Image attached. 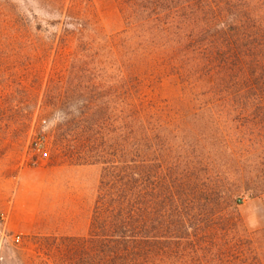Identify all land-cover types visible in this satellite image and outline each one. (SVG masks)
I'll return each mask as SVG.
<instances>
[{
    "label": "trees",
    "instance_id": "16d2710c",
    "mask_svg": "<svg viewBox=\"0 0 264 264\" xmlns=\"http://www.w3.org/2000/svg\"><path fill=\"white\" fill-rule=\"evenodd\" d=\"M117 1L120 32L99 36L92 17L78 32H89L80 43L89 67L73 54L63 76L48 75L38 102L16 84L32 99L29 121L56 117L66 161L100 170L87 235L37 240L52 264H264V231L248 230L233 207L238 196L264 195V151H231L223 130L191 123L189 111L166 110L147 92L170 79L177 104L235 106L239 135L264 133V0ZM9 7L0 17L22 39L36 16ZM63 32V43L74 35ZM25 39L21 49L33 50ZM181 114L183 126H171ZM203 142L222 149L202 150Z\"/></svg>",
    "mask_w": 264,
    "mask_h": 264
},
{
    "label": "rangeland",
    "instance_id": "374dc122",
    "mask_svg": "<svg viewBox=\"0 0 264 264\" xmlns=\"http://www.w3.org/2000/svg\"><path fill=\"white\" fill-rule=\"evenodd\" d=\"M5 1L8 6H0L5 12L14 6L21 14L28 18L33 14L36 19L24 29L26 35L18 39L13 34V26L0 17V215L4 217L0 223V264H52L37 239L87 235L100 170L66 161L55 145L56 117H42L37 112L29 121L25 106L32 99L16 94V84L37 94V102L40 101L48 75L63 76L73 54L77 53L80 60L83 57V63L89 67L92 59L89 47L80 45L83 38L89 44V32L85 36L78 33L89 29V18L95 22L99 36L120 32L123 21L117 0ZM53 21L59 23L52 27L49 23ZM35 24L49 33L36 32ZM64 29L74 35L63 43L58 37L65 34ZM51 34L55 39L49 41ZM26 37L35 47L33 50L21 49ZM147 92L166 110L189 111L193 116L189 117L191 123L223 130L231 151L239 154L264 151V133L247 131L242 136L235 131L243 124L234 115L235 106L215 102L177 104L178 88L170 79L149 85ZM171 119V126H183L187 118L181 114ZM41 136L46 157L36 147ZM219 143L211 146L203 142L199 148L220 152ZM233 207L248 230L264 231V195L238 196L233 200ZM16 237L20 238L19 243L14 242ZM54 248L50 253L55 252Z\"/></svg>",
    "mask_w": 264,
    "mask_h": 264
},
{
    "label": "built area",
    "instance_id": "2783aa9c",
    "mask_svg": "<svg viewBox=\"0 0 264 264\" xmlns=\"http://www.w3.org/2000/svg\"><path fill=\"white\" fill-rule=\"evenodd\" d=\"M36 147L41 148V150L43 151V153H42L43 157L47 156V154L44 152V137L43 136H41V140L39 141V144H36ZM3 221H4V217L2 215H0V223H2ZM19 241H20L19 237H16L14 239L15 243H19Z\"/></svg>",
    "mask_w": 264,
    "mask_h": 264
}]
</instances>
